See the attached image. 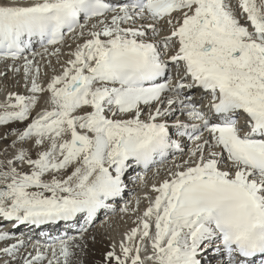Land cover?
Listing matches in <instances>:
<instances>
[{
    "label": "snow or ice",
    "instance_id": "1",
    "mask_svg": "<svg viewBox=\"0 0 264 264\" xmlns=\"http://www.w3.org/2000/svg\"><path fill=\"white\" fill-rule=\"evenodd\" d=\"M68 34L83 42L44 87L35 58ZM8 59L31 94L8 93L0 125L30 122L0 159V220L65 230L22 253L29 241L0 226V264H86L131 173L185 138L187 159L99 264H264V0H0Z\"/></svg>",
    "mask_w": 264,
    "mask_h": 264
},
{
    "label": "bare ground",
    "instance_id": "2",
    "mask_svg": "<svg viewBox=\"0 0 264 264\" xmlns=\"http://www.w3.org/2000/svg\"><path fill=\"white\" fill-rule=\"evenodd\" d=\"M83 41H76L72 39L71 34L67 36L66 42L64 45H56L49 47V51L51 52L55 47H60L61 51L58 56L56 55H43L37 56L36 62L40 65V83L46 87L47 83L50 81L53 75L59 74L63 71V67L65 66V62L70 58L69 52L74 50L77 43H82ZM71 45V48H69ZM43 49H38L35 52H42ZM30 59L31 55H27ZM51 61V63H49ZM23 60L19 61H0V103L4 102L7 99L8 93H18L22 95L31 94L29 89L31 87L30 83L28 84V88H25V73L23 71ZM20 68L19 72L13 70V67ZM47 95V94H45ZM40 107H43V103L33 110V115H35L36 111L40 110ZM31 119V118H30ZM30 122H9L7 127H1L0 125V135L6 136L5 139H0V159H4L5 152L7 150L8 158H11L15 149L11 147L12 141L16 138L13 133V129L17 131H22L26 124ZM26 147H32L31 144L26 145ZM182 147L184 148V153L174 152L171 154L167 160L163 162V164H156L151 167L148 171L147 176L143 177L144 180L136 179L137 176H142L139 170L131 173L132 179L128 181V188L126 190V194L122 199H117L115 204V211L106 210L101 212L98 219L95 221L94 226L90 229L89 234H94L96 236L95 242L89 240V252L86 257V264H99L103 255L110 250L111 244L115 243L117 245V252L119 253V243L124 238L125 233L129 232L132 228L136 227L138 224V217L142 215L143 211L147 207L148 201L144 199V194L149 193L154 196L155 193L151 191L152 183H159L166 175L170 168H172L173 161L175 163H180L183 160L187 159V153L189 149L193 147V143L188 141L186 138L182 141ZM33 153L35 152V148L32 149ZM138 168V167H137ZM157 169H159V175H157ZM146 181L147 183H144ZM140 197V204L137 210L136 198ZM127 203L129 207L128 212L120 211L121 208L125 206ZM100 221L98 222V220ZM0 223H3L2 226L6 230H10V232L14 235V237H20L23 234V238L29 241L28 247L26 249H21V252L32 251L31 244L36 241H40L44 243L45 241L38 240L39 235L38 232L40 230L48 231L50 236H55L59 232L56 231L60 225H48L37 228L36 226H28V225H15L14 222L0 220ZM57 227V228H56ZM65 229V226L62 227ZM72 234H76L75 230L71 231ZM10 242L14 243L15 239H12ZM3 246V243L0 242V247ZM9 259L7 256L0 254V260Z\"/></svg>",
    "mask_w": 264,
    "mask_h": 264
},
{
    "label": "rangeland",
    "instance_id": "3",
    "mask_svg": "<svg viewBox=\"0 0 264 264\" xmlns=\"http://www.w3.org/2000/svg\"><path fill=\"white\" fill-rule=\"evenodd\" d=\"M9 124H7V125H1V127H7ZM100 221V219L98 220V222ZM3 223H0V225H2ZM95 225H96V223H95ZM94 229L96 230V228H95V226H93V231H94ZM15 235V234H14Z\"/></svg>",
    "mask_w": 264,
    "mask_h": 264
}]
</instances>
